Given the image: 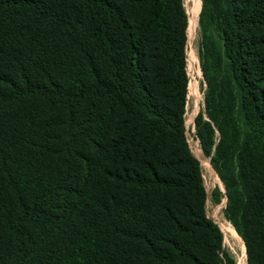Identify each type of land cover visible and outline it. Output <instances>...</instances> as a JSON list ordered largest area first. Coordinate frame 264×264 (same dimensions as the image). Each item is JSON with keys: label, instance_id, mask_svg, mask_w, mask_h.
I'll use <instances>...</instances> for the list:
<instances>
[{"label": "trees", "instance_id": "1", "mask_svg": "<svg viewBox=\"0 0 264 264\" xmlns=\"http://www.w3.org/2000/svg\"><path fill=\"white\" fill-rule=\"evenodd\" d=\"M199 26L196 136L264 264V0ZM187 28L184 0H0V264H236L186 137Z\"/></svg>", "mask_w": 264, "mask_h": 264}, {"label": "rangeland", "instance_id": "2", "mask_svg": "<svg viewBox=\"0 0 264 264\" xmlns=\"http://www.w3.org/2000/svg\"><path fill=\"white\" fill-rule=\"evenodd\" d=\"M184 3L188 14L186 57L187 72L189 77L185 112L186 137L191 151L201 163L204 185L208 194L206 212L208 216L213 218L221 228L223 232L224 248L235 258L236 264H239L241 259L245 264H248L247 253L246 257L243 256L245 246L243 239L238 233L236 235L227 231L228 226L231 225L233 228L234 226L229 220H227L224 214L227 202L226 188L218 173L210 163L209 158L203 155L200 142L196 136L195 117L204 106V94L207 86L203 75L200 57L201 32L199 26V15L202 9V0H184ZM194 12H196V17L195 24L193 23L194 25L192 27L191 19ZM216 188H218L221 192L220 200L217 203L212 200V192Z\"/></svg>", "mask_w": 264, "mask_h": 264}, {"label": "bare ground", "instance_id": "3", "mask_svg": "<svg viewBox=\"0 0 264 264\" xmlns=\"http://www.w3.org/2000/svg\"><path fill=\"white\" fill-rule=\"evenodd\" d=\"M195 17H196V12H194L193 17H192V19H191L192 27H193V25L195 24ZM193 23H194V24H193ZM229 224H230V223H229ZM227 225H228V224H227ZM227 231H230L231 233L237 235V232L235 231V229H234L231 225L227 227ZM243 256L246 257L245 246H244V255H243ZM245 261H246V260H245ZM239 264H245V263H244V261L241 259V260L239 261Z\"/></svg>", "mask_w": 264, "mask_h": 264}]
</instances>
